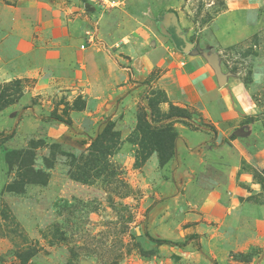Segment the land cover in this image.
Segmentation results:
<instances>
[{"label":"rangeland","instance_id":"374dc122","mask_svg":"<svg viewBox=\"0 0 264 264\" xmlns=\"http://www.w3.org/2000/svg\"><path fill=\"white\" fill-rule=\"evenodd\" d=\"M147 1L135 16L146 18V7L156 10L150 20H167L173 12L193 52L215 50L214 61L238 69L250 82L255 107L248 118L264 114V0ZM87 22L81 50L105 49L94 19ZM8 29L0 24L1 45L12 42ZM87 32L96 42L89 44ZM43 69L31 76H0V264H180L179 256H190L182 251L186 243L196 246L201 237L207 242L220 234L222 229L198 217L205 199L221 189L207 168L219 147H201L199 161L186 141L189 132L209 128L217 134V129L201 112L178 104L183 94L173 75L155 71L131 79L141 90L128 102V114L123 109L114 120L103 115L90 125L101 107L79 93L84 80L74 82L81 88L70 99L65 83L47 82ZM88 81L95 83L91 76ZM54 110L71 123L53 119ZM244 166L252 184H242L248 196H235L234 203L263 219L264 165ZM200 223L208 225L199 238ZM149 237L183 245H160ZM261 251L247 246L234 257L250 264Z\"/></svg>","mask_w":264,"mask_h":264},{"label":"crops","instance_id":"0c3cea01","mask_svg":"<svg viewBox=\"0 0 264 264\" xmlns=\"http://www.w3.org/2000/svg\"><path fill=\"white\" fill-rule=\"evenodd\" d=\"M111 2L123 5L107 11ZM147 3V0H0V24L13 28L5 31L12 42L0 43V76L13 73L31 76L43 67L47 73L45 80L63 81L71 90L67 92L70 99L77 96L79 90H75L82 87L79 93L85 94L87 102H96L101 107L94 122L90 121L93 125L101 122L105 115L116 119L123 109L128 114V102L141 90L138 84L129 83L131 79L134 81L155 71H165L161 77L173 75L175 86L183 94L178 104L201 112L203 119L217 129V134L209 128L189 132L186 141L189 152L199 161H203L201 147H219L218 157L214 152L207 168L213 170L208 177L215 180V185H221V189L213 190L205 199L204 209L198 216L213 223L210 226L215 230L222 229L220 234L207 242L201 237L196 246L186 243L182 251L190 256H179L180 264H243L234 254L247 246L262 250L250 264H264V218L259 212H249L240 202L234 203L235 196H248L242 184H252L244 164L264 165V114L248 118L255 107L250 82L239 76L238 69L216 61L221 80L213 63V49L212 53L205 49L203 53H195L192 48L181 52L183 47L177 42L178 38L166 34L171 20H150V12L156 16L154 7L144 8L149 11L146 18L135 16L133 11ZM93 19L94 28L99 30L98 42L105 44V49L98 45L81 50L80 37L84 35L85 40V30L90 26L87 21ZM177 22L176 33L185 41L187 32L181 21ZM89 36L96 42L94 34L87 32V39ZM90 76L95 83L89 84ZM76 80H84L83 85L76 86ZM120 81L124 83H118ZM212 135L215 140L209 143ZM49 136L53 137L51 132ZM181 150L187 151V146L184 144ZM218 169L226 170L224 175L215 174L214 170ZM225 191L233 196L228 197ZM205 224L197 227L199 238ZM238 232L243 237H238ZM234 240L238 242L232 244ZM239 242H244V246L240 247Z\"/></svg>","mask_w":264,"mask_h":264},{"label":"trees","instance_id":"16d2710c","mask_svg":"<svg viewBox=\"0 0 264 264\" xmlns=\"http://www.w3.org/2000/svg\"><path fill=\"white\" fill-rule=\"evenodd\" d=\"M52 117L53 119L55 120H59V122H63V123H67V124H70L71 123V120L70 118H65L64 117V113H60L58 112L57 110H54L52 112ZM112 123V122H111ZM197 235V234H196ZM197 237V236H196ZM195 236L194 237H191V238H196ZM152 241L162 245V244H167V245H179V244H182L183 243H180V242H177V241H174V240H171L169 238H153V237H149ZM190 239V238H189Z\"/></svg>","mask_w":264,"mask_h":264},{"label":"water","instance_id":"95a60500","mask_svg":"<svg viewBox=\"0 0 264 264\" xmlns=\"http://www.w3.org/2000/svg\"><path fill=\"white\" fill-rule=\"evenodd\" d=\"M167 20H171V22H173V24L175 25L176 30H179V25H178V22H177L178 19H177V17L175 16V14H173V12L169 14V17H168ZM166 34L171 35V32L168 31V30H166ZM192 47H193V44H191V43H186V45L183 47V50H184L185 52H188ZM213 59H215V58H213ZM213 63H214V66H215V68H216V70H217V72H218V74H219L220 79L223 80L221 74L219 73V68H218L217 65H216V61L213 62Z\"/></svg>","mask_w":264,"mask_h":264},{"label":"flooded vegetation","instance_id":"af4514ba","mask_svg":"<svg viewBox=\"0 0 264 264\" xmlns=\"http://www.w3.org/2000/svg\"><path fill=\"white\" fill-rule=\"evenodd\" d=\"M168 31L171 32V36H172L173 39H176L177 40V38H178V41L177 42L178 43L180 42V44H181L182 47H183V45L184 46L186 45L185 41L179 39L178 34L176 33V27L173 24V22H170L169 27H168Z\"/></svg>","mask_w":264,"mask_h":264},{"label":"built area","instance_id":"2783aa9c","mask_svg":"<svg viewBox=\"0 0 264 264\" xmlns=\"http://www.w3.org/2000/svg\"><path fill=\"white\" fill-rule=\"evenodd\" d=\"M110 5H111V6H114V2H111ZM87 40H88L89 43H93V42H95V41H94L95 39L93 38V36H89ZM81 48H82V49H85V48H86V45H85V44H82V45H81Z\"/></svg>","mask_w":264,"mask_h":264}]
</instances>
